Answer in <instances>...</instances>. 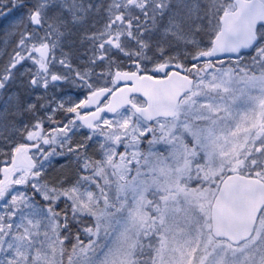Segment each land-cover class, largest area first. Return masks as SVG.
<instances>
[{"label":"snow or ice","instance_id":"obj_1","mask_svg":"<svg viewBox=\"0 0 264 264\" xmlns=\"http://www.w3.org/2000/svg\"><path fill=\"white\" fill-rule=\"evenodd\" d=\"M0 264H264V0H0Z\"/></svg>","mask_w":264,"mask_h":264}]
</instances>
